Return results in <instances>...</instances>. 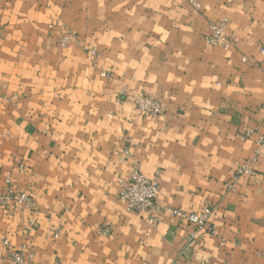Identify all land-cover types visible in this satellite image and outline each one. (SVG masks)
I'll return each mask as SVG.
<instances>
[{
  "label": "crops",
  "instance_id": "0c3cea01",
  "mask_svg": "<svg viewBox=\"0 0 264 264\" xmlns=\"http://www.w3.org/2000/svg\"><path fill=\"white\" fill-rule=\"evenodd\" d=\"M262 136L264 0H0V264H264ZM132 169L214 234L127 213Z\"/></svg>",
  "mask_w": 264,
  "mask_h": 264
},
{
  "label": "built area",
  "instance_id": "2783aa9c",
  "mask_svg": "<svg viewBox=\"0 0 264 264\" xmlns=\"http://www.w3.org/2000/svg\"><path fill=\"white\" fill-rule=\"evenodd\" d=\"M224 26L225 22L210 26L205 43L209 46L221 44L225 50L230 48L233 42L225 35ZM69 37L70 35L64 36L63 42L66 43ZM129 99L135 108L144 115L159 116L164 112L162 103L146 94L140 93L133 98L129 97ZM263 153L264 136L260 137L256 142L254 160L262 157ZM235 173L236 176L244 173L254 174L248 164L237 168ZM159 179L160 172L158 171L152 177H146L137 169H132L126 178L120 179L118 182L119 192L117 197L118 201L123 204L126 212L144 216V219L152 225H157L164 215L169 214L180 218L197 232L207 230L209 233L214 234L213 227L206 228V224H208L211 215V209L208 207L203 208L200 213L190 214L175 209L159 207L156 203L159 193ZM5 183L6 192L0 197V203L2 205H6L10 200H15L18 206H32L28 194L18 191L9 179ZM14 260L17 263L23 262V258L19 255H15Z\"/></svg>",
  "mask_w": 264,
  "mask_h": 264
}]
</instances>
